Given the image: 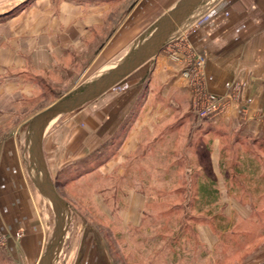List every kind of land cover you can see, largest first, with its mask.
Masks as SVG:
<instances>
[{
  "label": "crops",
  "instance_id": "obj_1",
  "mask_svg": "<svg viewBox=\"0 0 264 264\" xmlns=\"http://www.w3.org/2000/svg\"><path fill=\"white\" fill-rule=\"evenodd\" d=\"M25 1L12 2L0 14ZM177 1L48 0L47 5L53 3L55 7L47 12V19L54 14L56 24L51 27H55L60 42L57 47L63 52L73 56L86 47V53L94 54L89 66L99 71L87 82L111 71ZM193 14L188 25L178 27L155 56L100 97L76 109L65 122L45 130L41 155L51 181L66 165L87 158L101 147H112L114 138H120V160L124 161L135 148L128 140L133 130L127 135V125L144 110H153V115L161 110L179 115L175 127L164 129L163 141L172 137L175 144L173 133H187L189 164L201 168L200 151L210 152L209 161L216 173L213 191L221 203H227L223 213L250 212L249 205L233 198L264 197V0H206ZM195 54H201L205 62L194 81L184 78L182 72L191 66ZM204 90L222 98L224 109L199 118L192 106ZM21 133L0 138V233L6 237L0 257L9 264H38L49 234L47 222L37 214L41 194L31 181L28 183L24 172L20 146L25 144L26 134ZM112 162L109 157L104 168ZM191 171L185 181L192 177L203 181L202 173ZM249 181L255 188L245 184ZM204 191L206 186L199 184L197 194L208 195ZM127 196L124 213L129 218L141 211L145 198L138 192ZM85 251L79 254L77 264H111L101 242L94 240ZM263 261L264 246L243 264Z\"/></svg>",
  "mask_w": 264,
  "mask_h": 264
},
{
  "label": "rangeland",
  "instance_id": "obj_2",
  "mask_svg": "<svg viewBox=\"0 0 264 264\" xmlns=\"http://www.w3.org/2000/svg\"><path fill=\"white\" fill-rule=\"evenodd\" d=\"M14 1L0 0V11ZM47 1L26 0L0 14V138L20 131L27 134L36 114L99 71L89 66L93 53H86V47L73 56L57 47L60 42L54 34L55 27H51L56 24L54 14L47 19V12L55 6L47 5ZM201 72L188 79L195 81ZM75 110L60 116L48 128L65 122ZM152 112L144 110L127 125V135L133 130L128 140L135 148L124 161L120 160V138H114L112 147H101L53 175L52 183L70 210L56 264H77L79 254L87 251L94 240L101 242L111 264H243L245 258L264 246V197L233 198L241 205H249L250 212L223 213L227 203H221L213 191L216 173L209 161L210 152L200 151L201 168L193 162L189 164L187 133H173L175 144L172 137L169 142L163 141L164 129L175 127L179 115ZM20 147L30 183L25 144ZM109 157L114 162L105 169ZM189 170L192 174L202 173L203 181L194 177L185 181ZM199 184L206 186L204 192L208 195L197 194ZM245 184L255 188L253 181ZM130 192L143 194L145 204L127 222L124 202ZM39 200L37 214L47 222L49 241L55 211L44 196L39 195ZM221 215L226 218L225 240L212 229L223 224ZM198 218L201 220L194 221ZM5 241L0 233V246ZM0 264L9 263L0 257Z\"/></svg>",
  "mask_w": 264,
  "mask_h": 264
},
{
  "label": "water",
  "instance_id": "obj_3",
  "mask_svg": "<svg viewBox=\"0 0 264 264\" xmlns=\"http://www.w3.org/2000/svg\"><path fill=\"white\" fill-rule=\"evenodd\" d=\"M206 0H178L146 33L144 38L132 45L127 54L114 66L109 76L98 86L89 91L78 89L58 98L50 106L36 114L29 122L25 138V149L28 155L27 174L34 188L44 197L51 199L56 221L51 238L45 246L38 264H53L55 253L63 240L70 220L67 202L57 193L46 172L42 155L41 140L43 133L53 117L63 110L68 112L78 109L97 99L113 86L118 84L147 60L155 56L174 36L182 19ZM197 8V7H196Z\"/></svg>",
  "mask_w": 264,
  "mask_h": 264
},
{
  "label": "built area",
  "instance_id": "obj_4",
  "mask_svg": "<svg viewBox=\"0 0 264 264\" xmlns=\"http://www.w3.org/2000/svg\"><path fill=\"white\" fill-rule=\"evenodd\" d=\"M204 67V57L201 54L195 55L191 66L182 72L184 78H188L191 74L202 71ZM224 109V102L219 96L204 90L197 101L192 106L193 112L199 118H205L211 114L221 112Z\"/></svg>",
  "mask_w": 264,
  "mask_h": 264
},
{
  "label": "bare ground",
  "instance_id": "obj_5",
  "mask_svg": "<svg viewBox=\"0 0 264 264\" xmlns=\"http://www.w3.org/2000/svg\"><path fill=\"white\" fill-rule=\"evenodd\" d=\"M197 6H195L194 7V9L193 10H191L190 12H188V14L182 19V21H181V23H180V26H179V29H181V28H184L186 25H188V23L194 18V14H193V12L195 11V9H197L196 8ZM112 71V70H111ZM111 71H109V72H106L105 74H103V75H101V76H98V77H96V78H93V79H91V80H88L87 82H84L83 84H81L79 87H77V89L79 90V91H81V92H86V91H89V90H91L92 88H94V87H96V86H98V85H100L108 76H109V74L111 73ZM70 109H68V110H63V111H61V112H59L57 115H55L54 117H53V119H52V121H51V123H53L57 118H59L60 116H62V115H64V114H66L68 111H69ZM50 123V124H51ZM46 198V200H48L49 201V203H50V205L53 207V204H52V201H51V199H49V198H47V197H45ZM62 243H63V240H62V242L60 243V245H59V247H58V249H57V251H56V253H55V258H54V261H53V264H56V260H57V258H58V256H59V253H60V250H61V245H62Z\"/></svg>",
  "mask_w": 264,
  "mask_h": 264
},
{
  "label": "trees",
  "instance_id": "obj_6",
  "mask_svg": "<svg viewBox=\"0 0 264 264\" xmlns=\"http://www.w3.org/2000/svg\"><path fill=\"white\" fill-rule=\"evenodd\" d=\"M220 221L223 223L222 225H220L218 228L217 227H213L212 226V229L214 230V232H216L217 234H220L221 235V238H222V240H225L226 239V236H225V234H226V229H227V226L226 225H224L225 223V221H226V218H225V216L224 215H221L220 216ZM201 219L200 218H198L197 220H194V221H200ZM237 251V250H236ZM236 251H234V253L236 252Z\"/></svg>",
  "mask_w": 264,
  "mask_h": 264
}]
</instances>
